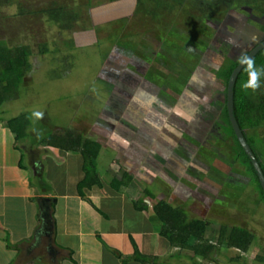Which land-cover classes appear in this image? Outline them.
I'll return each instance as SVG.
<instances>
[{
	"label": "rangeland",
	"instance_id": "374dc122",
	"mask_svg": "<svg viewBox=\"0 0 264 264\" xmlns=\"http://www.w3.org/2000/svg\"><path fill=\"white\" fill-rule=\"evenodd\" d=\"M99 1L0 0V40L8 47L27 45V64L32 69L25 75L22 87L17 90L10 87L6 92L0 118L5 122L12 120L14 134L33 148L37 141L42 142L52 134L70 132L93 139L105 149L111 150L115 145L124 150L114 162L126 169L154 170L156 164H161L167 171L162 182L138 185L122 178L138 194L144 192L145 186L151 187L155 195H166L171 183L175 195H180L182 191L176 188V183L181 178L177 171L181 165L175 159L183 153L179 152V146L189 145L185 153L191 163L196 158L202 163L208 161L209 165L203 175L208 178L200 174L206 182L195 184L196 191L202 185L200 195H206L204 187L215 190L219 199L204 215L205 219L252 231L255 241L244 259L251 264L259 252L257 247L264 250V202L252 176L237 160L238 152L223 114L226 85L222 73L237 64L242 51L248 53L264 40V3L253 6L235 3L229 9L205 14L196 10L192 0H184L171 12L154 10L140 0L139 4L135 0L112 4ZM56 4H63L68 10L78 8L80 17L76 18L73 31L62 32L41 14L40 11ZM19 10L26 15L19 14ZM115 20L118 21L108 26L109 21ZM230 38L238 46L229 43ZM88 39L92 46L98 43L102 49L115 46V52L110 54L114 63L119 66L126 63V68L134 70L133 75L136 66L139 87L131 97L132 103H123V99L114 96L108 99L115 90L106 87L111 82H101L112 80L115 87L117 76L108 73L111 68L107 64L105 73L98 72L100 64L110 59L105 53L100 58L98 47L89 49L85 44L78 48L74 42L83 44ZM44 46L47 52L42 56ZM115 55L123 57L117 59ZM117 69L114 67L112 72ZM33 110L43 111L44 118H30ZM194 114L203 117L198 134L187 126V122L194 121L191 119ZM259 134L264 137V127ZM22 156L20 165L27 167L28 159ZM103 156L105 152L100 157ZM65 168L59 173L71 176ZM73 174L78 176V171ZM196 177L199 179L198 174ZM197 205L189 197L180 208L186 214L192 211L188 215L196 217L200 212ZM228 254L236 257L237 252Z\"/></svg>",
	"mask_w": 264,
	"mask_h": 264
},
{
	"label": "crops",
	"instance_id": "0c3cea01",
	"mask_svg": "<svg viewBox=\"0 0 264 264\" xmlns=\"http://www.w3.org/2000/svg\"><path fill=\"white\" fill-rule=\"evenodd\" d=\"M117 21H109L108 26ZM74 42L78 48L85 44L91 47L89 49L98 47L96 49L100 58L104 53L107 58H110L107 59L108 62L101 61L105 64L99 63L101 67L98 68V72L105 73L107 64L111 68V72L108 73L117 76L115 80L118 84H115V87L112 80L105 79L101 82L104 84L111 82L106 83V87L115 90L108 99L114 96V99H123L121 101L123 103L125 101L132 103L131 97L137 94L136 88L139 87L136 80V66L135 75H133L134 70L131 67L126 68V63L124 66L115 64L116 61L110 56L112 52H115V46L102 49L96 41V46L93 45V47L89 39L83 41V44ZM0 43L5 44L1 40ZM42 50L43 56L46 47ZM115 56L117 59L123 57V55ZM114 67L118 68L116 73L112 72ZM24 79L21 84L25 83ZM20 87L22 85L15 90ZM1 120L0 264H142L133 259V246L141 256L149 258L143 264H246L244 259L248 252L241 253L227 247L229 230L223 242L217 243L219 228L226 224L205 219L204 215L211 211L213 203L218 202L219 199L208 193L205 196L200 195L198 191L202 185L196 191L195 184L206 181L200 180L202 171L194 161L196 158L192 159L191 163L190 157L185 153L186 146H179V152L183 151L184 154L181 152V156L175 159L181 165L177 168L178 170L176 169L179 174L181 173V178H177L180 181L176 183V188L181 189L182 193L175 195L171 183L167 186L166 195H155L151 187L146 189L142 186L144 192L148 191L152 195L148 198L144 192L138 194L131 188L132 186L124 184L122 178L126 182L138 185H148L155 180L162 182L167 178V171L161 164L155 165V171L152 167L126 169L123 164L118 166L114 162L117 154L122 152L120 154L122 156L124 150L118 149L115 145H112L111 150L105 149L99 142L87 138L89 141L98 143L100 149L96 157L91 159L94 168V175L90 177V180H93L92 184L81 185L85 172L79 152L53 148L45 144L46 138L41 140L42 142L37 141L33 145L34 148L30 146L31 144L28 146V142L24 139H16L14 132L7 126L6 120ZM161 149L163 152V148ZM128 151L131 150L128 149ZM104 152L106 156L100 157ZM172 152L169 150L168 153L172 154ZM23 154L28 159L27 167L20 165ZM164 157H166L165 154ZM125 159H128V156H125ZM64 166H66L65 170L67 166L69 167L67 172H70L71 176L63 171L59 173ZM172 166L174 168V162ZM159 169L160 172H158ZM75 170L78 171V176L73 174ZM197 174L199 179L196 177ZM192 192L194 197H191ZM189 197L198 203L199 216H189L192 211L189 210L188 215L183 208H180V205L185 204ZM41 198H50L51 207L53 205L51 238L42 230L38 203ZM137 201L145 205L149 202L151 204L145 212H139L133 209V203ZM157 201H163L172 208L181 210L187 220L204 221L203 242L211 245L207 252L210 260H205L199 254H193L189 249L171 246L159 236L161 224L151 209V205ZM210 228L212 231H209ZM196 243L198 242L193 237H189L186 242L188 247ZM230 251H236V257H230L231 255L228 254ZM222 254H225L226 258L222 257Z\"/></svg>",
	"mask_w": 264,
	"mask_h": 264
},
{
	"label": "trees",
	"instance_id": "16d2710c",
	"mask_svg": "<svg viewBox=\"0 0 264 264\" xmlns=\"http://www.w3.org/2000/svg\"><path fill=\"white\" fill-rule=\"evenodd\" d=\"M105 3H115L123 0H104ZM139 3L143 2L146 5H152L154 10H162L163 12H171L174 7L182 5L184 0H136ZM195 4L196 10L204 12L205 14H213L217 9H229L235 3H240L242 6H253L255 4H262L264 0H192ZM104 3L100 0L98 3ZM20 5V4H19ZM41 14H45L47 19L51 23L56 24L62 32H70L74 30V22L80 16L78 8L68 10L67 7L62 5L49 6L46 11H40ZM26 13V12H25ZM24 10H19V14H25ZM26 15V14H25ZM77 18V19H76ZM71 42V41H70ZM69 42V43H70ZM68 43V42H67ZM59 46V45H58ZM61 46V44H60ZM45 47V46H44ZM58 48V47H57ZM56 50L58 51V49ZM44 51V53H46ZM29 47L26 46H13L8 47L5 44H0V107L1 103L6 100V95L10 87L12 90L23 83L25 75L30 71L28 63ZM257 67H264V49L260 51L255 57ZM236 64L230 67L227 71L222 73L225 79V85L229 78L231 71ZM246 74L242 71L238 74L234 86H233V114L236 120V124L242 132L243 138H245L252 153L254 154L263 174H264V137L259 134V130L264 127V77L261 80V88L255 93L249 92L247 95L241 90V83L246 80ZM12 92V91H11ZM223 114L226 118L225 107L223 108ZM21 118V117H19ZM1 120V118H0ZM2 121V120H1ZM227 121V118H226ZM12 120L7 122V126L14 131ZM227 128L229 135L232 139V143L237 149V160L243 167L246 168L248 173L252 176V182L255 184L259 197L264 202V195L260 187L258 178L254 172V168L238 145L235 136L230 129L227 121ZM16 138H21L16 136ZM46 142L51 147L64 148L68 151H77L80 153L83 159V169L85 172V178L81 185L92 184L93 180L90 177L93 174L94 168L91 164V159H94L99 152L100 146L98 143L89 141L82 138L80 135H72L67 132L63 135L48 136ZM145 196L151 198L152 195L148 192H144ZM53 205L51 207L52 211ZM133 209L135 211L145 212L147 207L141 201L133 203ZM151 209L160 222L159 236L164 238L171 246L178 247L180 249H189L193 254L201 255L205 260H210L208 251L211 245L204 244L203 233L205 229V223L202 220H187L186 215L179 209L172 208L163 201L154 202ZM52 216V214H51ZM229 230L227 238V247L236 249L241 253H247L250 251L255 241V235L247 228L240 226L228 227L227 225H221L219 228L217 243L221 244L225 238V234ZM189 237H193L197 240L193 246H187L186 242ZM204 244V245H203ZM258 254L254 257L251 264H264V250L261 247H257ZM133 259L137 262L145 263L146 256H141L133 246ZM247 264V263H246Z\"/></svg>",
	"mask_w": 264,
	"mask_h": 264
},
{
	"label": "water",
	"instance_id": "95a60500",
	"mask_svg": "<svg viewBox=\"0 0 264 264\" xmlns=\"http://www.w3.org/2000/svg\"><path fill=\"white\" fill-rule=\"evenodd\" d=\"M264 49V40L260 43H258L256 46H254L247 54L251 57H255L260 51ZM241 68L238 64L234 67V69L231 71L229 78L226 83L225 87V112H226V118L228 121V124L230 126V129L232 130L235 139L240 146L241 150L244 151V153L249 158L253 168L254 172L258 178L260 187L262 189L263 195H264V174L254 156L252 153V150L250 149L249 145L247 144L245 138H243L242 132L238 128L236 124V120L234 118L233 114V104H232V96H233V86L235 83V80L240 73ZM39 203V210H40V218L42 220V230L45 235L51 238L52 228H53V220L51 216V202L50 198H41L38 200Z\"/></svg>",
	"mask_w": 264,
	"mask_h": 264
},
{
	"label": "clouds",
	"instance_id": "9594fccd",
	"mask_svg": "<svg viewBox=\"0 0 264 264\" xmlns=\"http://www.w3.org/2000/svg\"><path fill=\"white\" fill-rule=\"evenodd\" d=\"M229 43H232L234 46H238L231 38L229 39ZM236 62L240 66L241 71L244 72L247 77L246 80H244L240 85L242 92H244V94L246 95L249 92L255 93L261 88V80L262 77H264V67H257L255 59L243 51L237 57ZM205 102H207V97H205ZM30 118L35 120H42L44 118V112L40 110H33L31 112ZM33 131L36 130L33 129ZM149 205L150 203H147L146 207H148Z\"/></svg>",
	"mask_w": 264,
	"mask_h": 264
},
{
	"label": "flooded vegetation",
	"instance_id": "af4514ba",
	"mask_svg": "<svg viewBox=\"0 0 264 264\" xmlns=\"http://www.w3.org/2000/svg\"><path fill=\"white\" fill-rule=\"evenodd\" d=\"M177 29V28H176ZM257 45V44H256ZM255 45V46H256ZM254 47V46H253ZM252 47V48H253ZM251 48V49H252ZM249 52V51H248ZM125 67H126V65H125ZM137 71V70H136ZM188 85V84H187ZM188 86H190V84L188 85ZM224 101H225V99H224ZM225 107V106H224ZM202 116L201 115H197V114H194V116L193 117H191V119L192 120H194L193 122H187V126L189 127V129L191 128V130H192V132L195 134V133H197L198 134V132H200V130H199V126H202L203 125V120H202ZM190 120V118L188 119V121ZM193 128V129H192ZM183 146H186L185 144L183 145ZM187 148L189 147V145L188 146H186ZM197 154V153H196ZM195 159V158H194ZM194 161H196L195 163L199 166V168H200V171H202V174H205L206 173V169L208 168V166L206 165L207 163H208V161H205L204 163H205V165H204V163H202L201 162V160H197V159H195ZM200 163H202V164H200ZM213 163L214 162H212V165H213ZM212 167V166H211ZM215 167V166H214ZM208 171V170H207ZM205 179H207L206 177H204ZM204 178H201L200 180H203V181H205V179ZM203 189H205L206 190V193H208V195L209 194H211L212 196H215L216 195V192H215V190H211V189H206V188H204L203 187Z\"/></svg>",
	"mask_w": 264,
	"mask_h": 264
}]
</instances>
